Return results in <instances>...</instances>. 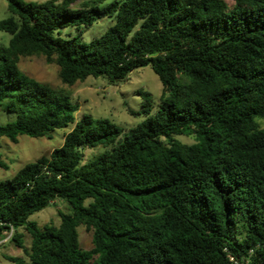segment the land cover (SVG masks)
Returning a JSON list of instances; mask_svg holds the SVG:
<instances>
[{"label": "trees", "instance_id": "obj_1", "mask_svg": "<svg viewBox=\"0 0 264 264\" xmlns=\"http://www.w3.org/2000/svg\"><path fill=\"white\" fill-rule=\"evenodd\" d=\"M105 1L6 0L0 112L15 118L0 125V140L51 139L72 128L48 156L0 180V239L12 229L6 243L21 250L5 259L264 264V0ZM111 17L98 39L62 37ZM32 56L55 64L69 87L88 77L113 85L150 67L162 94L153 104L136 92L144 120L126 132L106 119L76 120L79 105L66 91L19 69ZM98 147L85 162L84 151ZM56 200L71 211L58 212V226L29 220ZM78 227L91 232V249L81 247Z\"/></svg>", "mask_w": 264, "mask_h": 264}, {"label": "rangeland", "instance_id": "obj_2", "mask_svg": "<svg viewBox=\"0 0 264 264\" xmlns=\"http://www.w3.org/2000/svg\"><path fill=\"white\" fill-rule=\"evenodd\" d=\"M26 4L43 3L46 0H21ZM114 0H106L103 5L106 6ZM229 5L232 0H224ZM80 2L74 4L73 8H82ZM9 16L6 0H0V20ZM115 23V17L97 20L90 28L75 31L72 28H65L62 31V37H73L80 35L83 41L100 38L103 33ZM10 35L0 32V44H7ZM19 69L27 76L38 82L49 86L54 90L66 91L73 103H77L79 108L74 114L75 119L79 120L83 115H89L94 119H106L111 124L122 129L124 132L135 127L144 120L141 113L144 103L141 96L136 94L142 90L151 95L153 104L156 103L163 87L158 77L153 73L150 67H144L133 71L126 81L110 85L103 77H88L84 82H78L69 87L63 85L58 77V67L55 64L47 63L44 56H32L21 58L18 63ZM134 111L136 115H131L129 111ZM14 114L0 112V125L13 121ZM72 126L65 129L56 130L51 139L30 138L20 136L16 144L8 139L0 140V161L5 164V168L0 167V180L11 179L14 174L24 165L36 161L41 156H48L51 151L58 148L63 143L64 135L71 130ZM179 140L186 144L194 142L192 137H180ZM103 150L98 147L93 150H85L84 161L91 160L94 156ZM70 213L66 203L56 200L51 206L45 208L39 213L30 217V221L36 222L39 226L60 224L59 213ZM24 234L23 242L26 247L30 245V236L22 229ZM79 242L83 249L92 248V234L84 227H78ZM5 246V247H4ZM21 255V250L12 243H6L0 247V264H10L5 256Z\"/></svg>", "mask_w": 264, "mask_h": 264}, {"label": "built area", "instance_id": "obj_3", "mask_svg": "<svg viewBox=\"0 0 264 264\" xmlns=\"http://www.w3.org/2000/svg\"><path fill=\"white\" fill-rule=\"evenodd\" d=\"M12 229H10V232L9 233H7V235L4 237V238H1L0 239V246L2 245V244H4V243H6V242H8L9 241V239H10V237H11V235H12ZM232 261H233V259H231ZM234 263L235 264H240L239 262H237V261H234Z\"/></svg>", "mask_w": 264, "mask_h": 264}]
</instances>
